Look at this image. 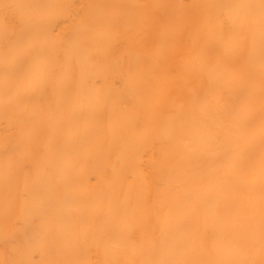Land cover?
I'll return each mask as SVG.
<instances>
[{"label": "bare ground", "instance_id": "6f19581e", "mask_svg": "<svg viewBox=\"0 0 264 264\" xmlns=\"http://www.w3.org/2000/svg\"><path fill=\"white\" fill-rule=\"evenodd\" d=\"M0 264H264V0H0Z\"/></svg>", "mask_w": 264, "mask_h": 264}]
</instances>
